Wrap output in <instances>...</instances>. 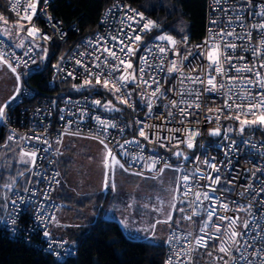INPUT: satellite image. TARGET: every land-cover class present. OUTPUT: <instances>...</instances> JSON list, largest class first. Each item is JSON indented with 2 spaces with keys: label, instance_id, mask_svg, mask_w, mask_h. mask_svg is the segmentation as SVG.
I'll return each instance as SVG.
<instances>
[{
  "label": "built area",
  "instance_id": "built-area-1",
  "mask_svg": "<svg viewBox=\"0 0 264 264\" xmlns=\"http://www.w3.org/2000/svg\"><path fill=\"white\" fill-rule=\"evenodd\" d=\"M12 2L13 0H6V8L8 12L17 22L24 23L27 27H30L31 25H29L27 21H19V15H22L23 12L21 10L18 14L17 11H14L12 9ZM51 2L52 0H48L47 5H45L44 0H39L37 14L32 21V24L39 28L42 34L51 37L48 41L42 39L39 40L48 44L55 39H64L68 32V27L64 22L56 17L50 10L49 5ZM23 3L26 6L28 0H23ZM114 4H119L121 6L127 5L138 12H143L146 18L152 19L158 23V21L152 18L149 14L137 7L131 6L126 0H112L99 15L95 28L79 38L78 41L65 52L63 59H61V57L59 58L60 61L58 64L60 67L57 68L55 67L57 64H52L48 87L54 88L56 83L61 81L68 83L69 89L71 90V92H69L67 89H63L59 91L55 98L37 97L34 89L23 82V70H38L41 68L40 56L36 51L35 46H33L35 45L33 43L35 41L29 37L30 40L25 43V47L17 49L6 37L0 35V52L6 53V59L11 61L13 66L16 67L17 74L21 77L19 82L20 93L7 107L6 118L1 123V125L5 126L7 129L5 142L15 143L18 145L19 149L24 148L27 151L38 150L36 166L33 167L30 172L27 171V178L24 187H15L9 193L7 210L0 221V226L10 236L14 237L22 235L24 239L32 241L42 249V251L52 254L58 259H64L72 254L74 252L73 248L65 239L54 237L50 233L51 240L56 242L52 245L50 250L48 238L44 237L43 231L47 230L50 232V221L60 206L58 200L56 201L53 198L54 189L58 184L55 183V180H53L52 177H54L56 173H59L57 159L62 154L60 146L63 142V136L66 135V126L71 132L79 130L80 135L90 137H96L99 135L101 138H104L105 143L108 144V147L116 154L117 159H119L126 168H129V170L134 172L144 169L146 162L150 163V161H147L148 157L160 161L156 165L157 170L163 168L165 162L179 168L180 171H177L178 177L193 173L197 167L204 172H210L211 169L207 168L203 161L207 160L209 163H215L220 168V172H212V175H220L222 180V183L215 187L218 189H229L228 192L223 193V202L228 203L232 208L236 207V204L232 203L233 200L237 201L238 204L246 205L248 196L254 194L255 191H258L259 186L264 185V173L258 172L255 177L252 176V172L256 167L264 168V139L257 135L255 131H250L240 137L235 136L236 126L239 122L233 119L224 118L229 114V110L223 108L226 98L223 95V91L203 92L198 101L201 107L199 109H188L190 113H194L193 115L182 117L177 109H171L169 101L179 100L180 97L170 89L176 88L178 90L181 87L178 83L179 74L173 73L169 75L167 73L168 61L179 60V57L174 56L171 51H169L165 59L164 71H157L155 68L149 70V74L155 72L156 78L160 82L161 89L165 93L163 97H152L155 103L151 113H149L147 107V100L150 92L155 89L156 85L153 84L152 88L148 89L147 92H145L143 87H137L136 84L133 83H130L127 86L126 90L132 92L131 101L134 107H129L124 104H121V106L128 111L135 124V134L133 136H128L126 134L127 126L120 117L103 110L104 97L97 92H91L88 90L95 89L100 85H96L95 87H84L79 90L73 87V85H81L86 78L84 68L79 67L75 63L76 59H81L79 54L85 53L82 59L89 66H91L93 60V56L88 55L93 49L86 47V42L94 40L98 35L104 36L105 38L109 35H116L119 29L123 27L121 19L127 9H112ZM260 5H264V0H252L251 5L247 4V0H221L219 7L215 4L214 0H206V18L203 37L197 41L191 40L188 35H184L177 39L182 40L187 36V43L179 44L177 47L182 55H188L189 51L192 53V55L188 57V60L184 61L182 65L185 75L189 74L190 69H200L208 63V61L200 55V49L196 46H203V42L208 36L209 28H212L216 32L220 31L222 28H235L237 32H242V29L239 27V21L228 25V16L235 17L239 14L244 17V25H251L252 23L257 22L260 17L249 15V9L252 12L264 10ZM214 8H216L215 11H213ZM222 8L242 9V11L237 13L230 10L226 16L221 11ZM42 9H46V11H42ZM110 9H112V11H109ZM128 14L131 15V13ZM48 17H51L52 19L49 20ZM213 19L218 21L217 24L213 25L210 23ZM142 23L143 22H141V25ZM54 25H56V27H54ZM141 25H133V27L137 28L138 31ZM71 28L75 31H79L76 26H72ZM248 30L253 32L252 44L248 45L246 40L236 41L237 44L243 46L236 50L235 55L237 59L234 60L233 63H251L254 59L251 54V47L255 46L256 41L260 37L255 30L250 28ZM129 31L128 28H125L126 33ZM151 32L142 33L144 39L140 44V50L137 52L134 59L132 58L134 67L140 65L139 57L146 54L144 52L145 47L151 48L153 45L161 44L160 41L155 40V37L148 35ZM166 34L168 33L166 32ZM163 43L166 44L167 42ZM28 47H33V50L31 53L25 55ZM245 47L248 48L247 51H245ZM227 51L231 52L232 50L229 49ZM97 55H99V53H97ZM240 56H244L245 61H239ZM17 57L22 58L23 61H27L28 63L18 64ZM33 61H35V63H33ZM150 62L153 63V65L161 62L160 56L155 53V50L152 53ZM94 71L96 70L94 69ZM261 71L264 72V69H261ZM68 72H73L75 79L68 76ZM191 74L199 75L201 73L193 72ZM116 75L119 74L117 73ZM229 75L239 74L235 73L234 70H230ZM243 75L251 76L250 73H243ZM145 78L147 79V75ZM217 82L223 83L225 81H222L218 77ZM92 83L95 85L94 79L92 80ZM185 85L188 89L200 87V85L189 84L187 81L185 82ZM255 91H259V89L253 88V92ZM142 93L144 94L143 99L141 98ZM183 99L192 101L195 100L196 97L185 96ZM54 100H56V102H54ZM94 100H100L101 104L94 105L92 103ZM216 108H221L222 112L215 113L209 111V109ZM170 109L173 112L172 117L168 116V111ZM10 110H12V112ZM81 113H85L82 119ZM216 115L221 116L219 121L215 119ZM61 117H63V119H61ZM93 117H99L101 120L110 121L115 124L116 127L108 128L105 132ZM210 117L212 118L211 120H209ZM70 121L71 123L69 124ZM137 121L140 123L138 124ZM144 125H149V127L145 128V131L149 136L148 140L139 136V129ZM211 126H219L221 134L219 136H209L208 129ZM229 128L234 129V131L227 133L229 139L226 140L225 131ZM121 129H123V131H121ZM167 129H179V131L170 132L167 131ZM192 131L197 132L198 135L194 137L193 147L189 149L186 143L187 133ZM157 132L161 137L159 142H157L155 135ZM10 135L13 136V140L11 141L7 139ZM37 135L41 136V140H47L48 144L37 142L35 139H25L23 141L20 139L21 137L28 138ZM164 137H168L169 139L166 140ZM134 138L139 141V145L135 143L125 145V150H127L129 155H120L122 149L119 147V144H123L125 140L131 141ZM58 139L60 140V143H57ZM233 140L236 141V144L233 145V150L226 156L225 150ZM181 141L184 142L182 143ZM244 141H250V143H245ZM161 143L164 144V147L160 146ZM49 144L51 145L50 148ZM253 144L256 145L255 149L252 148ZM178 146H181L188 152L187 159L180 157L178 160L172 161L167 153ZM44 149L48 150L45 152ZM133 156H137L138 158L133 160ZM140 157H143V159H140ZM144 174H158V172H149L144 169ZM55 179L60 180V173L58 176H55ZM228 180H233V184L235 185L234 188L232 185L226 183ZM207 183L208 181L201 180L199 185H197L192 180L189 181V185L193 188H200L201 190H207L202 187ZM249 183L252 184V190L245 194L244 197L238 195L239 193L244 192V186H247ZM186 187L187 186L185 185L179 184L180 190L176 192L177 198L185 199L182 192ZM25 189H28V191H25ZM210 195L219 197L222 194L220 191H217L214 194L210 193ZM187 199L193 200L194 196L189 195ZM258 199H264V194ZM13 200L16 201L15 205L12 204ZM207 205H209V202L206 201L204 206ZM180 208H184L185 212H180ZM191 211L192 209L187 202L177 207V213L181 218L185 215H190ZM253 211L256 212L255 207L253 208ZM262 211H264V209H262ZM217 214L239 216L241 218V223L244 219H249L251 221V217L245 212L224 213L218 209ZM257 214L259 215V213ZM38 217H43V220H39ZM12 219L16 220L15 224H12ZM202 219H206V215L203 213L200 216L193 217L192 221L183 219L187 223V226L173 227L170 229L166 241H168V238L172 235L184 236L189 232L192 233L193 237L200 235L201 233L199 232V229L201 227L200 221ZM213 220L214 222H218L215 220V217ZM253 234L254 232H249V235ZM61 241L64 243L60 244L59 242ZM185 244H187L186 240H181L179 244L174 240L171 243H166L163 264H165L172 255L174 247L181 248ZM212 244H219V241H212L207 251H213ZM260 244H264V239L260 240ZM260 244H257V247H259ZM251 251L252 249H249V252ZM233 254L236 255V253ZM220 255L222 254L218 252L213 253L214 257ZM194 257L196 264H201L200 262H197L199 259L204 261L203 264H223L222 261L214 260L213 257L207 256L203 249H197L194 253ZM240 264H243V262H240Z\"/></svg>",
  "mask_w": 264,
  "mask_h": 264
},
{
  "label": "snow or ice",
  "instance_id": "snow-or-ice-1",
  "mask_svg": "<svg viewBox=\"0 0 264 264\" xmlns=\"http://www.w3.org/2000/svg\"><path fill=\"white\" fill-rule=\"evenodd\" d=\"M214 2L218 7L221 4V0H214ZM47 3L48 0H44V4L47 5ZM251 3L252 0H247L248 5H251ZM38 4L39 0H28L26 6L24 5L23 0H13L12 9L17 11L18 14L21 10L23 12L22 15H19V21H27V23L31 25L30 27H27L24 23L18 22L17 35H20L21 32H26V36L30 37L33 41H39L41 39L48 41L51 39V37L47 36L46 34H42L41 30L32 24L33 18L37 14ZM260 7L264 9V5H260ZM115 8L127 9L121 19V24L123 27L119 29L116 35H109L107 38L98 35L94 40H89L86 42V47L93 49L88 53V55L93 56V60L91 62V66H89L82 59L85 53L79 54L81 59H76L75 63L79 67L84 68L86 78L83 80L81 85H73L74 88L79 90L80 88L84 87H95L96 85H100L105 90L112 92L118 103L127 105L129 107H134L131 101L132 92L126 90L127 86L130 83H133L136 84L137 87H143L145 92H147V90L152 88V85L155 84L156 87L150 92L147 100V107L149 109V113H151L155 103L152 97H163L165 93L161 89L160 82L156 78L155 72L149 74V70L155 68L157 71H164L165 59L169 51H171L174 56L179 57V60L168 61L167 73L169 75L178 73V83L181 86L178 90L176 88L170 89L180 97L179 100L169 101L171 109H177L182 117L193 115L194 113H190L188 109H199L201 107L198 101L203 92L223 91V95L226 97L223 108L229 110V114L224 118L233 119L239 122V128L236 129V131H238L241 135H243L245 130L249 128L253 131H255L257 128H259L261 131H264V72L261 71V69H264V10L252 12L249 9V15L260 17V19L248 26L244 25V17L241 15L237 14L235 17L228 16V25L239 21V27L242 29V32H237L235 28H222L218 32L214 31L212 28H209L208 36L203 42V46H196L200 49V55L203 56L208 61V63L202 66L200 69H190L189 74L185 75L182 65L184 61L188 60V57L192 55V53L189 51L188 55H182L177 46L179 44H186L188 40L187 36H185L182 40H177L172 35H168L166 33L157 35L155 40L160 41L161 44L153 45L151 48L145 47L144 52L146 54L139 57L140 65L138 67H134L132 58L135 57L137 52L140 50V44L144 39L142 33L151 32L153 29L158 28L159 24L152 19L146 18L143 12H138L127 5L121 6L119 4H114L112 9ZM112 9L109 11H112ZM215 10L216 8L213 9V11ZM230 10L237 13L242 11V9H221V11L226 16ZM42 11H46V9H42ZM128 13H131V15ZM0 19L4 18L0 17ZM48 19L51 20L52 18L48 17ZM141 22H143L142 25ZM217 22L218 21L215 19L210 21V23L213 25L217 24ZM5 23H7L6 19ZM133 25L141 26L137 31V28L133 27ZM54 27H56V25H54ZM125 28H128L130 31L126 33ZM249 28L255 30V32L258 33L260 37L256 41L255 46L251 47V54L254 59L251 61V63H233V61L237 59L235 55L236 50L243 46L237 44L236 41L246 40L248 45L252 44L253 32L248 30ZM7 31L8 30L6 29L5 32ZM163 42L167 43L164 44ZM33 46L38 47L39 45L35 44ZM15 47H25L24 41L21 40L19 44L15 45ZM229 49L232 51H227ZM32 50L33 47H28L25 55L31 53ZM154 50L155 53L160 56L161 61L156 65H153V63L150 62V58ZM247 50L248 48L245 47V51ZM43 51L46 56L48 50L43 49ZM97 53H99V55H97ZM41 59H44V57H41ZM61 59H63V57H61ZM239 61H245V57L240 56ZM17 63L27 64L28 62L17 57ZM33 63H35V61H33ZM0 64L7 66L13 74H16V67L13 66L10 60L6 59V53L0 52ZM55 67L59 68L60 66L57 64ZM94 69L96 71H94ZM230 70H234V72L239 75H229ZM193 72H200L201 74L192 75L191 73ZM117 73L119 75H116ZM243 73H250L251 76H244ZM67 75L75 79L73 72H68ZM146 75L147 79L145 78ZM218 77L225 82L218 83ZM20 79V75L16 74V92L9 98L8 101H6L3 105H0V121H3L6 118L7 107L20 93ZM93 79L95 80V85L92 83ZM186 81L192 85H200V87L188 89L185 85ZM253 88L259 89V91L253 92ZM185 96H195L196 99L192 101L185 100L183 99ZM141 98H144L143 93L141 94ZM92 103L94 105H100L101 101L94 100ZM104 107L109 111H120L119 108L115 107L111 100L108 101ZM171 109L168 111L169 117L173 116ZM209 111L221 113L222 109H209ZM84 115L85 113H81V119ZM220 118V115L215 116L217 121H219ZM61 119H63V117H61ZM93 119L97 121V123L105 132L108 128L116 127V125L110 121L101 120L99 117H93ZM211 119L212 118L210 117L209 120ZM70 123L71 121L69 124ZM137 123L139 124L140 122L137 121ZM147 127H149V125H144L139 129V136L145 140L149 139V136L145 131V128ZM121 131H123V129H121ZM167 131H179V129H167ZM232 131H234L232 128L226 129V140L229 139L227 133ZM65 133L70 135H80L79 130L76 132H71L67 126L65 127ZM211 134L219 136L221 134V130L219 128L213 129ZM155 135L157 142H159L161 139L159 133L157 132ZM196 135H198V133L195 131L187 133L186 143L189 149L193 147V140ZM93 138L99 139V142L104 145L105 149V156L102 162L104 167L103 188H110L113 192H115V169L119 167L125 172H128L129 168H126L125 165L121 163L119 159H117L116 154L108 147V144L105 143L104 138H101L99 135ZM7 139L9 141L13 140V136L10 135L7 137ZM20 139L22 141L25 139H35L37 142L48 144L47 140H41L40 135L28 138L21 137ZM164 139L167 140L169 138L164 137ZM181 142L183 143L184 141ZM244 142L250 143V141ZM57 143H60L59 139L57 140ZM133 143L139 145V141H137L135 138L131 141L125 140L123 144H119V147L122 149L120 155H129L127 150H125V145ZM235 144L236 141H231L225 150L226 156L233 150V145ZM160 146L164 147V144L161 143ZM50 147L51 145L49 144V148ZM252 148L255 149L256 145L253 144ZM47 150L48 149H44L45 152ZM174 155L181 156L183 154L181 152H176ZM37 157L38 150L27 151L24 148H20L19 160L17 163L25 165V171L30 172L31 169L36 166ZM137 158V156L132 157L133 160H136ZM140 159H143V157H140ZM185 159H187V157H185ZM147 161H150V163L146 162L144 169L149 172L157 171L158 174H162L165 169L172 167V165L165 162L164 167L157 170L156 165L160 162L158 159L148 157ZM203 163L207 168L211 169L210 172H204L199 167H197L193 173L185 174L182 177L177 178L178 184L187 186L182 192V195L185 199L181 200L180 203L183 204L187 202L192 209L190 215H185L182 218L192 221L193 217L200 216L202 213L206 215V219H202L200 221L201 227L199 232L201 234L193 237L192 233L189 232L184 236H170L166 243H171L174 240L177 244H179L181 240H186L187 244L181 248L174 247L172 255L165 262V264H196L194 253L197 251V249L205 250L207 256L213 257L214 260L222 261L223 264H240V262H243V264H264V244H260V240L264 239V211H262V209H264V199H258L262 194H264V185L259 186L258 191H255L254 194L248 196L246 205L238 204L237 201L233 200L232 203L236 204V207L232 208L228 203L223 202V193L228 192L229 189H218L215 187L216 185H220L222 180L220 175L213 176L212 172L219 173L220 168L217 166V164L209 163L207 160L203 161ZM144 169L131 174L143 177ZM175 170L180 171L179 168H176ZM258 172L264 173V168L256 167L252 172V176L255 177L256 173ZM17 175L23 178L25 172L21 171L17 173ZM58 175L59 173L55 174V176ZM55 176L52 177V179L55 180L56 184H59L60 181L56 180ZM152 178L155 179L156 177L153 176ZM190 180H192L197 185H199L201 180L208 181L206 185L202 186L207 190L193 188L191 185H189ZM15 183L16 178L14 177L12 179V183L5 184L4 188L10 192L12 191ZM226 183L232 185L233 188L235 187L233 180H228ZM179 190V187L174 189V191ZM250 190H252L251 183H249L247 186H244V192H241L238 195L244 197L245 194L250 192ZM25 191H28V189H25ZM217 191H220L222 195L219 197L210 195V193L214 194ZM189 195L194 196V199L188 200L187 198ZM176 199L177 197L174 195L173 201ZM206 201L209 202V205L204 206ZM160 203L163 205V201ZM12 204L15 205L16 201L13 200ZM128 207L131 208L132 205L130 204ZM145 207H148V205H145ZM171 207L175 208V203H173ZM254 207L256 208V212L253 211ZM218 209L224 213L245 212L251 217V221L249 219H244L241 223V218L239 216H229L226 214L218 215ZM153 210L159 212L162 209L153 208ZM179 211L185 212V209L180 208ZM257 213H259V215ZM214 217L218 222H214ZM38 219L42 221L43 217H38ZM172 219L173 217L169 212L166 216V219L157 220L155 224L151 225V228L154 230L156 224H168L170 221H172ZM52 220L55 221L54 216L52 217ZM15 223L16 220L12 219V224ZM238 228L242 230H238ZM145 231H147V229ZM249 232H254V234L249 235ZM43 235L44 237L48 238L49 249L51 250L52 245L56 242L51 240V234L49 231L44 230ZM212 241H219V244H212L213 251H207ZM59 243L63 244L64 242L61 241ZM257 244H260V246L257 247ZM249 249H252V251L249 252ZM214 252H218L222 255L214 257ZM233 253H236V255ZM225 257L228 259H225Z\"/></svg>",
  "mask_w": 264,
  "mask_h": 264
},
{
  "label": "trees",
  "instance_id": "trees-1",
  "mask_svg": "<svg viewBox=\"0 0 264 264\" xmlns=\"http://www.w3.org/2000/svg\"><path fill=\"white\" fill-rule=\"evenodd\" d=\"M111 1L52 0L49 5L50 10L64 22L68 27V32L64 39H55L49 44L42 41L34 42L39 45L38 47L35 46V48L40 56L41 68L23 73L22 79L24 84L34 89L37 97L55 98L59 91L63 89L71 92L68 83L61 81H58L54 88L48 87L52 71L51 66L79 38L95 28L99 15ZM126 1L131 6L143 10L158 21L159 27L148 34L151 37H156L166 32L168 35L175 37V39L188 35L191 40L197 41L203 37L206 0ZM0 17L6 19V24L9 23V30H12L16 21L6 8V0H0ZM178 17H182L187 21L186 29L177 30L172 27ZM2 23L0 22V24ZM72 26H76L79 31L73 30ZM43 49L48 50L46 56ZM41 57H44V59H41ZM88 90L101 94L104 97L103 102L105 100H112L114 103L118 102L114 94L105 90L102 86ZM119 105L121 106L120 103ZM103 110L120 117L124 121L127 126L126 134L128 136L135 134V124L128 111L122 106L120 111H109L104 106ZM10 111L12 112V110ZM238 128L239 124L236 126V129ZM250 131L253 130L250 128L246 129L243 135ZM6 132V127L0 124V145L6 141ZM255 133L264 139V131L257 128ZM243 135L236 131V137ZM172 151L173 149L167 153L170 158ZM180 157L183 158V156ZM0 181L6 182V175L3 171L0 173ZM55 200L57 201V199ZM70 230L74 232L70 236L72 244H69L67 240L66 242L71 245L74 252L64 259H58L52 254L42 251L35 243L24 239L22 235L10 236L0 226V264H163L164 262L166 242L154 243L129 238L124 234L116 220L106 219L101 214H98L82 228ZM197 262L204 263L202 259L197 260Z\"/></svg>",
  "mask_w": 264,
  "mask_h": 264
},
{
  "label": "rangeland",
  "instance_id": "rangeland-1",
  "mask_svg": "<svg viewBox=\"0 0 264 264\" xmlns=\"http://www.w3.org/2000/svg\"><path fill=\"white\" fill-rule=\"evenodd\" d=\"M172 27L177 30H184L187 27V21L182 17H178L175 19ZM0 33L2 36L11 38L1 28ZM8 69L7 66L0 64V102L8 96L10 90H14L17 86L14 76ZM27 71L29 70H23V73ZM105 102L108 103L107 100ZM105 102H103V106ZM112 103L116 108H121L118 102L114 103L112 101ZM216 128L220 129L219 126L209 127L208 135L215 136L211 134V131ZM3 144L0 145V160L3 158ZM61 145H71V148L67 150V156L71 158V162L66 164L60 162L57 165L60 173V183L64 187H71L76 190L98 191L100 188H103L104 167L102 162L105 156L104 145L99 140L90 136L70 134L63 136V143ZM176 152H181L183 158L188 156V152L181 146H178L171 153L172 161L179 159V156L174 155ZM61 153L63 154L64 152L62 151ZM8 166L6 169V182L0 181L1 191H3L5 184L12 183L14 177L19 179L20 177L17 173L21 171L25 172L26 167L24 165L23 168H17L13 173L14 177H9L7 173ZM175 169L176 167L172 165L171 168L165 169L162 174H144L143 177L131 174L134 172L131 170L125 172L119 167L115 169L114 181L116 191L113 192L110 188L107 191H112L113 203L110 207L116 209V211L113 212V209H110V212L115 216L118 209L120 210L122 214L119 218L120 224L127 237L161 243L163 241L166 242V234L173 227L187 226V223L177 213V207L182 205L180 201L183 199L177 198L173 201V196L176 195L174 189L179 187L177 183L178 173ZM153 176L156 178L153 179ZM129 201L131 203H128ZM161 201H163V205H161ZM103 202L104 199L101 205ZM173 203L176 205L175 208L171 207ZM130 204L132 205L131 208L128 207ZM145 205H148V207H145ZM106 206L109 207V203ZM153 208H161L162 210L158 212L154 211ZM169 212L173 217L172 221L168 224H156L153 230L151 225L155 224L157 220L166 219ZM66 216L72 215L66 213L64 217ZM77 221H80L79 217L74 218V222ZM146 229L147 231H145Z\"/></svg>",
  "mask_w": 264,
  "mask_h": 264
},
{
  "label": "crops",
  "instance_id": "crops-1",
  "mask_svg": "<svg viewBox=\"0 0 264 264\" xmlns=\"http://www.w3.org/2000/svg\"><path fill=\"white\" fill-rule=\"evenodd\" d=\"M0 22L1 23L5 22V19H1ZM14 24L15 25L12 30H9V23L0 24V28L4 31L6 29L8 30L7 33L8 35L11 36V38H7V37L6 38L15 47V45L19 44L21 40H23L25 44L28 40H30V38L26 36V32H21L20 35H17L18 22L16 21ZM0 35L2 34L0 33ZM16 48L21 49L18 47ZM8 70L11 72V74L14 76L16 80L17 72L16 74H13L10 69ZM16 87L14 90L9 91L8 96L3 101L0 102V105H3L6 101L9 100L11 96H13V94L16 92ZM1 123L2 121H0V124ZM4 143L6 144H3L4 151L2 155L3 158L2 160H0V173H2L3 171V173H5L6 175V169L7 166L9 165L7 171L8 176L14 177L13 176L14 171H16L17 168L24 167L23 164L17 163V161L19 160L20 149L18 145L15 143H11V142H4ZM60 148L61 150H63L64 153L61 156H59V160L57 159L59 161L58 164H60V162H64L65 164L70 163L71 158L67 156V150L71 148V145H64V146L61 145ZM26 178H27V171H25V175L23 178L20 177L19 179H16V183L14 184L13 188L24 187L26 183ZM10 192L6 188H3V191H1V187H0V221L7 210V204H8ZM111 192L112 191H107V189L104 188H100V190L98 191L76 190L71 187H64L61 183H59L57 187H55L54 189V198L60 202V206L54 214L55 221L51 220L50 222V233L54 237L63 238L67 240L69 244H72V241L70 240V236H72L74 232L71 231L70 229L82 228L89 221H92L98 214H101L106 219H114L120 224L119 218L122 216L120 210L118 209V212L115 214V216H113L110 212V209H113V212L116 211V209L110 207L112 206L113 203V197L111 195ZM103 199L104 202L101 205ZM107 203H109V207L106 206ZM128 203H131V201H129ZM66 213L72 216L64 217V214ZM76 217L80 218L79 222L78 221L74 222V218ZM163 243L165 242L163 241Z\"/></svg>",
  "mask_w": 264,
  "mask_h": 264
},
{
  "label": "water",
  "instance_id": "water-1",
  "mask_svg": "<svg viewBox=\"0 0 264 264\" xmlns=\"http://www.w3.org/2000/svg\"><path fill=\"white\" fill-rule=\"evenodd\" d=\"M64 55H65V52L62 54L61 57H63ZM59 61H60V59H58L55 64H58ZM54 102H56V100H54Z\"/></svg>",
  "mask_w": 264,
  "mask_h": 264
}]
</instances>
